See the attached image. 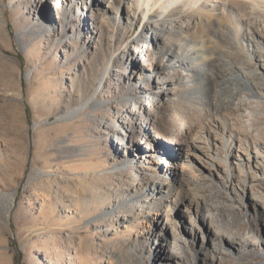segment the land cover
<instances>
[{"label":"bare ground","instance_id":"6f19581e","mask_svg":"<svg viewBox=\"0 0 264 264\" xmlns=\"http://www.w3.org/2000/svg\"><path fill=\"white\" fill-rule=\"evenodd\" d=\"M261 1L236 0L234 4L226 1L227 7L225 2L218 1L220 5L215 8L227 10L224 13H229L231 17L227 19L232 25L223 35L219 33L227 44V54L222 52L218 56L213 50L196 46L197 41L204 40L208 27L202 24L200 17L192 14L204 11L207 0H95L96 4H89L87 0H23L22 8L26 12L43 11L47 15L55 12L57 21H49V34L46 35L55 37L54 44H61L62 39L78 38L75 28L85 24L82 47L79 50L72 48L74 55L84 53V47L90 49L91 43L94 54H103V44L108 45L114 38L111 34L113 23L122 3L127 4L126 21L115 40L121 42L133 29L136 18L133 9L142 15L131 45L117 58L110 52V62L104 61V72L91 97L61 118H77L86 108L101 109L108 102L103 99L109 95L105 96L107 91L103 90L102 82L112 69V62L131 65L133 71L123 77L118 76L119 69L113 70L118 73L113 74L114 88L124 95L121 104L128 106L115 111L113 117L101 115L99 127L111 136L115 155L122 158L120 169L111 173L116 174L119 170L124 173L129 168L134 172L133 177L122 174L123 181L113 193L105 184L106 199L122 200L121 204L115 202L112 208L109 207L108 212L114 213L118 205L132 201L145 203L140 206V212L157 206L156 214L159 215L151 219L148 229L143 230L142 240L134 241L132 253L141 255L148 251L149 261H158L161 257L170 259L163 232L172 226L170 215L174 211L179 214L180 222L178 231L172 232L174 244L178 241L183 244V252L190 257L189 264H216L217 255L232 253L233 248L240 251L244 246L255 250L263 243L257 225V219L264 218V1ZM80 6L83 13L77 14ZM235 10L237 14L234 15ZM188 11L192 16L186 15ZM245 19V27L260 54L255 56L259 69L244 61V53L238 57L241 61L235 66L227 59L229 54H234L233 50L243 47L237 36H240V25ZM5 25L0 14L1 31ZM176 43L186 45L191 51L188 62L185 58L177 60L180 48L173 47ZM209 54L211 58L205 60ZM168 55L173 63L166 65L163 62ZM85 65L81 66L83 74ZM140 66L149 68L141 69ZM192 66L197 70L194 71ZM144 71L157 75L153 87L132 86ZM121 82L125 86L118 89ZM130 154L131 162L123 158ZM140 156L144 160L155 156L169 160L177 158L181 171L173 174L172 184L161 176L159 169L140 168ZM167 163H164L166 168L170 167ZM136 175L141 176V182ZM134 179L137 182L133 183ZM11 201L7 204L11 205ZM245 206L250 208V216L231 221L236 220L237 217L233 219L232 216L239 214ZM213 211L225 215L226 221L221 227L212 224ZM262 222L264 224V220ZM147 240L152 242V248L147 246Z\"/></svg>","mask_w":264,"mask_h":264},{"label":"rangeland","instance_id":"374dc122","mask_svg":"<svg viewBox=\"0 0 264 264\" xmlns=\"http://www.w3.org/2000/svg\"><path fill=\"white\" fill-rule=\"evenodd\" d=\"M87 1L95 3V0ZM218 1L224 4L233 1L231 4H234L236 0H207L206 10L203 8L204 11L192 15L200 17L202 24L208 27L204 40L197 41L196 46L213 50L219 56L222 52L227 54V44L221 35L232 25L227 19L231 16L224 13L227 10L215 8L220 5ZM0 6L1 17L6 22L4 31L0 30V264H189L190 257L183 252V244L180 241L174 244L172 232L180 228L176 211L170 215L172 226L163 232V240L167 244L165 250H169L170 259L161 257L158 261H149L148 251L141 255L132 253L134 241L142 240L143 230L148 229L151 219L159 215L156 214L157 206L140 212V206L145 203L132 201L118 205L114 213L108 212L109 207L112 208L115 202L121 204L122 200L106 199L103 193L105 184L113 193L123 181L121 175L133 177L134 172L129 168L124 173L121 170L111 173L120 169L122 158L115 155L113 139L102 132L99 118L101 115L113 117L118 110L128 106L127 103L121 104L124 95L114 88L113 74L118 73L113 70L119 69L118 76L123 77L133 71L131 65L121 66L112 62V69L102 82L103 90L107 91L105 96L110 97L103 98L108 102L101 109L86 108L77 118L61 119L69 110L91 97L104 72V61L109 63L111 54L116 58L121 56L123 50L131 45L142 17L140 11L133 9L136 12L134 27L119 42L114 38L126 21L127 10V4L122 3L113 23L111 34L114 38L108 45L103 44V54H94L91 43L90 49L84 47V53L74 55L72 48L79 50L82 47L84 23L75 28L78 38L71 41L62 39L61 44H54L55 37L46 35L49 34V21H57L55 12L53 15L43 11L26 12L22 8L23 0H0ZM188 12L186 15L190 16L191 12ZM201 12L205 13L202 15ZM234 12L237 14L236 10ZM79 13H83L81 6ZM246 24L247 19L240 25V36H237L243 47L233 50L235 56L241 52L237 57L229 54L232 57L227 56V59L235 66L241 61V55L246 53V56L243 54L244 61L259 69L255 56L260 54ZM173 47L176 50L180 48L177 60L191 56L186 45L176 43ZM210 56L207 55L205 60ZM163 63L172 64V57L168 55ZM83 65L86 67L84 74L81 73ZM192 69L197 70V67L192 66ZM260 72L263 73L262 70ZM156 76L144 71L132 86L152 88ZM118 86V89H123L125 85L121 82ZM130 157L131 154L123 158ZM138 158L140 168H157L161 176L172 184L174 175L181 171L177 158L145 157L146 161L142 156ZM166 161L170 167L166 168ZM136 176L141 182V176ZM7 199L12 200H9L11 205L7 204ZM241 212L232 216L233 219L237 217L236 220H230L248 218L251 213L246 206ZM211 218L215 227H221L226 221L225 215L219 211H213ZM263 220L257 219V225L264 238ZM65 236L69 239L65 240ZM146 244L153 247L150 240ZM217 258L219 263L216 264H264V241L255 250L248 246L240 251L233 248L232 253L217 255Z\"/></svg>","mask_w":264,"mask_h":264}]
</instances>
